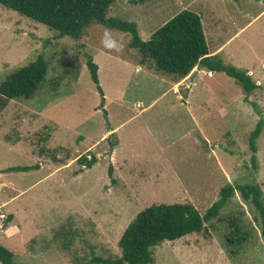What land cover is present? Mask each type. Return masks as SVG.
Instances as JSON below:
<instances>
[{"label":"rangeland","instance_id":"1","mask_svg":"<svg viewBox=\"0 0 264 264\" xmlns=\"http://www.w3.org/2000/svg\"><path fill=\"white\" fill-rule=\"evenodd\" d=\"M224 3L116 0L107 12L135 23L146 41L190 10L202 19L209 51L242 29L221 59L247 71L258 88L246 95L235 80L213 73L191 105L143 68L136 71L141 56L129 47L128 34L91 24L80 40L58 38L0 5V84L38 56L48 64L31 99L11 100L0 110V244L16 264L115 260L122 233L140 211L190 203L203 214L227 184H257L264 198V18L251 22L263 3ZM89 58L98 67L102 109ZM259 120L254 167L248 140ZM82 155L97 163L85 169L76 162ZM34 165L39 169L8 172ZM232 223L247 235L241 246L227 243ZM152 254L153 264H264V239L257 213L235 192L207 233L164 242Z\"/></svg>","mask_w":264,"mask_h":264},{"label":"trees","instance_id":"2","mask_svg":"<svg viewBox=\"0 0 264 264\" xmlns=\"http://www.w3.org/2000/svg\"><path fill=\"white\" fill-rule=\"evenodd\" d=\"M116 0H0L7 10L43 25L57 33L58 38L69 37L80 40L84 30L91 24L116 30L130 36L129 47L140 54L139 66L151 75L177 84L184 80L194 68L202 67L210 72L223 73L235 80L246 95L258 86L248 75L232 66L224 64L218 55L210 56L201 22V17L183 10L158 28L149 40H142L137 25L118 18H108L107 12ZM133 5L145 0H126ZM92 83L100 96V106H104V94L99 85L98 67L92 59L86 61ZM48 69L42 56L11 73L0 84V110L14 99L29 100L43 83ZM103 115L106 116L105 111ZM263 130L259 120L249 135L248 146L252 154L251 163L256 165L257 141ZM85 169L96 163L95 156L82 155L77 159ZM39 169L38 165L13 167L8 172H28ZM113 166H108L112 179ZM249 203L258 215L260 236L264 239V198L257 184L223 186L219 198L201 214L190 203L156 204L140 211L122 233L118 247L121 256L115 260L92 257L86 264H153V248L164 242H175L191 234L207 233V224L219 217L234 193ZM234 232L227 238L229 245L241 246L247 235L242 234L234 223ZM0 264H16L13 253L0 244Z\"/></svg>","mask_w":264,"mask_h":264},{"label":"crops","instance_id":"3","mask_svg":"<svg viewBox=\"0 0 264 264\" xmlns=\"http://www.w3.org/2000/svg\"><path fill=\"white\" fill-rule=\"evenodd\" d=\"M229 1L230 0H224V2H225L224 4L228 5ZM258 1L263 3V7H262L260 13L256 17H254L253 20H251V22L256 20V19H258V18H261V19L264 18V0H258ZM233 4L235 5V8H238L236 6V2L235 1L233 2ZM232 8H234V7H232ZM225 11H228V10L226 9ZM214 16H215V21L213 23L214 24H218L219 20H220L219 17H218L219 15H214ZM224 16H225V18L230 20L231 13H229V11H228V13L224 14ZM201 22H202V19H201ZM202 26H203V22H202ZM203 30H204V28H203ZM241 31H242V29H239V31L236 32L234 34V36H232L228 41L220 43V44L213 45V49H211V51H209L210 56L218 55V56L222 57V54L224 53L225 49L230 45V43L233 40H236V39H238L240 37ZM204 34L206 35V33H204ZM82 38H83V36L81 37V39ZM205 38H206V41H207V37L206 36H205ZM137 67L138 68L136 69V71H140L141 67L138 64H137ZM198 69H200V70H198ZM213 73L214 72H210L207 69L198 66V67L194 68L192 70V72L184 80H182L180 83H177V84H173V83H170L167 80L155 77V76L151 75L150 73H148V74H150L151 76H153V77L165 82L167 84L166 86L168 87V90H171L172 93L176 96L177 99H179L181 101H184L185 104L189 103V105H191L190 104V100H191L192 97H194V94L197 91L202 92L203 85L204 84L207 85L203 81V79L205 77L212 78L213 77ZM205 74H207V76ZM182 91H184V97L180 93ZM182 98H184V100H182ZM181 103H183V102H181ZM110 131L114 132L115 129L114 130H110Z\"/></svg>","mask_w":264,"mask_h":264}]
</instances>
